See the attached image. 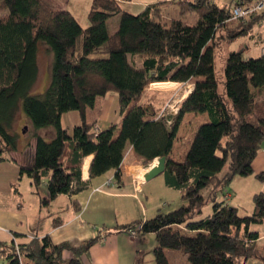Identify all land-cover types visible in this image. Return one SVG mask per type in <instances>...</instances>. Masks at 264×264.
I'll use <instances>...</instances> for the list:
<instances>
[{"label":"trees","instance_id":"obj_1","mask_svg":"<svg viewBox=\"0 0 264 264\" xmlns=\"http://www.w3.org/2000/svg\"><path fill=\"white\" fill-rule=\"evenodd\" d=\"M171 2L177 16L165 14V1L130 13L117 0H91L89 25L83 27L68 9L53 8L45 0H1L6 13L0 15V161L14 162L10 153L16 150L19 131L13 123L20 108L26 134L35 144L32 165L19 164L18 174L28 176L41 207L86 187L81 171L87 155L93 156L89 179L109 170L119 179L128 147L144 167L164 156L165 184L178 190L184 203L105 234L153 233L154 264H170L166 250L184 251L190 264H246L253 258L264 264L259 235L250 230L264 222V192L253 194V211L245 215L217 199L236 176L264 180V171L254 174L252 168L264 148V52L245 58L242 50H231L221 74L215 71L220 43L252 38L264 25V11L241 19L232 13L240 0L223 5ZM114 15L119 16L118 27L110 33L107 20ZM188 15L195 19L186 20ZM40 44L52 54L49 83L42 93L32 94ZM167 81L192 84L174 114L163 111L170 95L148 90L151 83ZM109 94L118 98L120 118L99 130L97 118L89 121L87 113ZM69 111L80 117L71 130L62 122ZM186 113L206 117L189 124L173 159L171 150ZM206 204L211 210L204 214ZM61 222L59 218L51 225ZM99 238L77 246L55 243L48 235L23 242L0 240V264H23V259L84 264L83 254ZM65 251L71 257H64Z\"/></svg>","mask_w":264,"mask_h":264},{"label":"crops","instance_id":"obj_2","mask_svg":"<svg viewBox=\"0 0 264 264\" xmlns=\"http://www.w3.org/2000/svg\"><path fill=\"white\" fill-rule=\"evenodd\" d=\"M45 1L53 8H66L73 14L72 4L75 5L78 0H65V2L67 1L65 5L60 7H58V3H54L52 0ZM81 1L82 0H79L77 4L80 5L82 3ZM117 1L121 3V7L126 9L125 11L130 13H138L147 5L165 1V14L167 16H174L175 11L177 13L176 6L171 2L175 0ZM208 1L223 5L231 3L233 0ZM90 5L91 0H83L81 8L83 20H81V22H87V12ZM4 13H6V9L1 5L0 0V15ZM110 18L113 20V23L111 30H109L108 24L107 29L110 33H113L118 27L119 19L118 15H114ZM81 22L79 21V23ZM249 39L253 43L264 41V25L257 27L254 36ZM245 49L250 51V48L246 46L242 50L243 57ZM256 51V56L249 55L245 58L261 55L264 52V43H262ZM155 83L173 84L171 90L174 91H155L165 97L170 95L171 98L174 99L173 101L176 105V109L179 102L187 96L192 88V84L190 83L184 84L170 81ZM151 84L148 90L151 89ZM180 90H182L181 94L179 93ZM99 104L100 107L97 106L87 113L89 121L97 118V129H105L119 121L118 98L116 95L109 94ZM97 109H99L98 113ZM205 117V114L186 113L184 115L171 150L170 155L173 159L177 158L180 140L185 135L189 124L192 121L204 119ZM62 122L63 125L71 130L72 127L80 123L78 112L69 111L64 113ZM24 123L25 120L22 117V122L19 123L18 127H15V130L19 131L20 126H24ZM41 132L44 133V131ZM21 140L22 141L17 142L16 150L10 153L14 162L8 160L0 161V235L2 240L23 242L34 236L43 237L48 235L55 243L65 241L73 246H77L86 239L94 237L95 235H100V238L83 254L82 261L84 264H146V262L147 264H150V262L154 264L152 250L156 242L153 233H136L135 235H131L129 232H113L111 234H105V232L114 230L118 225L127 224L137 219L147 220L155 216L159 211V202L155 200V196L158 194L161 195L160 197L162 199H166L167 203H169L168 201L181 198L178 190L170 188L165 184L162 174H160L161 179H144V174L151 165L156 163L157 158L150 162L151 164L149 166L144 167L141 165V159L130 147H128L120 167L121 173L119 179L115 178L114 170H109L104 174L89 179L88 170L93 156L87 155L83 159L81 171L82 180H88L86 187L80 192L70 196L66 194L59 195L53 201L55 204L54 207H52L51 204L48 205V210L49 206H51V210H47V214L43 216L42 207L39 204L37 208L35 205V211L33 214H30L26 212L27 209L22 203L17 202L21 199L20 195L22 194L15 186L16 182L22 177H19L18 165L23 163L19 162L14 157V153L18 149L24 150L28 147L31 152L32 162L31 164L23 165H32L35 144V140L30 137L27 140V138L22 136ZM252 168L254 174L264 171V148L256 154L252 161ZM252 178L258 182L257 188L264 192V180L260 181L254 176H252ZM107 181H109V184L106 183ZM29 187L31 191V184ZM225 189L217 194V199L224 200L226 204L230 205L227 200L231 194L229 192L226 193ZM171 190H173V192ZM252 196L250 197L251 201ZM58 201L60 202L59 206L56 205ZM164 202L163 205H166ZM231 206L237 207L235 204ZM253 207L252 202L250 210L246 214H251ZM61 210H64V215H56L57 212ZM59 218L62 219V222L56 226H52L51 224L54 221H58ZM250 230L258 233L257 248L262 250L264 248V222L251 225ZM63 256L69 258L71 257V253L65 251ZM248 261L253 262V264H262L261 260L257 258ZM23 262H25V264H33L26 259H23Z\"/></svg>","mask_w":264,"mask_h":264},{"label":"rangeland","instance_id":"obj_3","mask_svg":"<svg viewBox=\"0 0 264 264\" xmlns=\"http://www.w3.org/2000/svg\"><path fill=\"white\" fill-rule=\"evenodd\" d=\"M52 1L54 3L55 2L58 3L59 4L58 7L65 5V3L67 2V1L65 2V0H52ZM81 2L82 3L80 5L77 4V3H79V0L77 1V3L75 5L72 4L73 15L78 22L79 21L81 22V20H83L82 19L83 18V12L81 11L83 0ZM122 9L126 10V9H124V7H122ZM174 16H177L176 11H175ZM110 19L107 22L109 30H111V26L113 23V20L112 19L110 20ZM118 19H119V16H118ZM185 19L192 21L195 19V16L194 15H188L187 18H185ZM86 21H87L86 23H84L82 21L80 23L81 26H83V27L88 26L89 22H88V20H86ZM114 22H115V20H114ZM262 43H264V41L258 42V43H253L247 36L240 37L239 39L232 41V42H223L222 41V43H220V47H219L218 51L216 52L215 71L217 73L221 74V71H222V68L224 65L225 56L227 55V53L229 51H231V50H235V51L243 50L246 46H248V48H250V51L245 49L244 57L249 56V55L256 56L257 55L256 50H257V48L260 47V45ZM51 59H52V54L48 50H46V47L44 44H40V46L38 48V54H37L38 75H37L36 82L31 89L32 94H40L47 87V85L49 83V67H50ZM172 87H173V84L155 83L153 86H151L150 90L151 91H155V90H157V91H162V90L174 91V90H171ZM179 93L181 94L182 90H180ZM176 98H177V96H176ZM169 100L170 101L167 102L166 110L164 109L163 111H164V113L174 114L177 110L176 105L174 104V101H173L174 99L170 98ZM24 115L25 114L23 113L21 108L18 109L17 114H16L17 118H16L15 122L13 123L14 130H15V127H18L19 123L22 122V117L25 118ZM25 127H26L25 125L20 126L19 132H17L18 141H22L21 140L22 136H24L28 140L29 136L26 134V131L28 130V128L27 127L25 128ZM19 138H20V140H19ZM14 157L19 162H21L23 164H31V162H32L31 152H30V149L28 147H26V149H24V150L18 149L14 153ZM157 178L161 179V176L158 175V176L154 177L153 179H157ZM257 183L258 182L255 181L254 178H252V176H250V177L236 176L233 179V181L231 182V184L225 189L226 193L229 192L231 194L229 199L227 200V202H229L230 205L235 204L239 210L240 215H245L247 212H249L250 206L252 205V201L250 199L252 194L254 192L255 193L261 192L260 189L257 188V185H258ZM29 185H30V180L26 174L22 175V177L16 182L15 186L17 187L18 191L20 193H22L20 195L21 199L18 200L17 202L22 203L26 207V209L28 210V211L26 210V212L33 214V212L35 211V205H36V208L38 207L39 198H38V196L31 193L32 190L30 191ZM171 191L173 192V190H171ZM39 193L42 196H44L46 194V190L44 188V185H40ZM160 196L161 195H159V194L157 196H155V200L157 202H159V210L163 211V212L177 208L178 206H180L181 204L184 203V200H182L181 198H177V200L179 199L178 203H177V200H175V199H174V201H168L169 203H167L166 202L167 200L162 199ZM179 196H180V194H179ZM19 197H17V198H19ZM163 202L166 203V205H163ZM54 205L55 204L52 202L51 206L54 207ZM56 205L59 206L60 202L59 201H58V203L56 202ZM51 206H49V210H51ZM47 210H48V206L42 207V215L43 216L47 214ZM210 210L211 209H210L209 204H206L203 208L204 214L208 213ZM63 212H64V210L58 211L56 215L62 216V215H64ZM0 240H2L1 235H0ZM165 253H166V256H167L170 264H190L186 258V253L182 250H166ZM23 264H25V262H23ZM146 264H147V262H146ZM150 264H153V263L150 262ZM246 264H253V262L248 261Z\"/></svg>","mask_w":264,"mask_h":264},{"label":"built area","instance_id":"obj_4","mask_svg":"<svg viewBox=\"0 0 264 264\" xmlns=\"http://www.w3.org/2000/svg\"><path fill=\"white\" fill-rule=\"evenodd\" d=\"M240 2L232 10L233 18L245 19L254 11H264V0H240ZM106 183L109 184V181ZM134 232V230H131V235H135Z\"/></svg>","mask_w":264,"mask_h":264},{"label":"water","instance_id":"obj_5","mask_svg":"<svg viewBox=\"0 0 264 264\" xmlns=\"http://www.w3.org/2000/svg\"><path fill=\"white\" fill-rule=\"evenodd\" d=\"M165 168V157H158L156 163L151 165L144 174V179L149 180L163 173Z\"/></svg>","mask_w":264,"mask_h":264}]
</instances>
